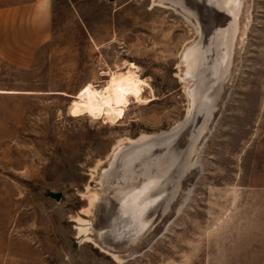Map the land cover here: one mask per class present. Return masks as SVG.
<instances>
[{
  "label": "rangeland",
  "instance_id": "rangeland-1",
  "mask_svg": "<svg viewBox=\"0 0 264 264\" xmlns=\"http://www.w3.org/2000/svg\"><path fill=\"white\" fill-rule=\"evenodd\" d=\"M164 1L52 0L44 40L0 61V264H264V0H250L236 75L163 228L126 260L80 235L99 162L187 121L183 55L201 32ZM129 71L140 92L105 115L96 92Z\"/></svg>",
  "mask_w": 264,
  "mask_h": 264
},
{
  "label": "water",
  "instance_id": "water-1",
  "mask_svg": "<svg viewBox=\"0 0 264 264\" xmlns=\"http://www.w3.org/2000/svg\"><path fill=\"white\" fill-rule=\"evenodd\" d=\"M189 1L195 6L190 14L199 26L201 34L196 44L191 46L192 48L184 50L183 56L186 63L189 53L193 52V49H196L197 52L203 44V51L196 75L191 76L187 69L183 74L184 79L192 78L194 81V86L189 91L192 103L186 123L167 134L147 137L118 147L104 167L100 180L94 183L101 191L95 220L97 223L101 221L102 225L107 226V229L100 233V240H103L105 247L111 253L120 252L122 248L130 251L122 260L129 259L143 250L156 234V232L152 234V229L158 226L165 216L168 217L172 213V206L178 199V189L188 169L191 153L198 144L202 143L204 130L208 132L214 120L222 94V84L228 73L229 63H226L225 59V62H222L220 51L215 43L219 37L220 29L217 17L218 8L214 5L208 6L209 18L213 20V23L209 25L207 23L208 15L204 10L206 7L203 8L202 2L199 0ZM169 2L175 6L180 4L179 0H169ZM232 19L233 14L229 13L226 23L231 22ZM172 139L174 142L169 148V154H165L163 157L165 162L164 179L158 182V186L164 185L163 194L158 200L149 204L148 201L153 195L150 192L147 204L130 205L126 197L127 188L136 169L142 166L144 159L150 154L162 153L164 146ZM46 196L59 201L61 193L49 191ZM97 223H95L96 226ZM142 238L146 241L145 245L140 246L136 251L137 243ZM100 240L98 239V241Z\"/></svg>",
  "mask_w": 264,
  "mask_h": 264
},
{
  "label": "bare ground",
  "instance_id": "bare-ground-1",
  "mask_svg": "<svg viewBox=\"0 0 264 264\" xmlns=\"http://www.w3.org/2000/svg\"><path fill=\"white\" fill-rule=\"evenodd\" d=\"M154 1L159 3L161 6H165L166 8L169 7L172 9V6H169L167 4L168 3L167 1L166 2L164 0H154ZM199 1L202 2L201 5L203 6V8L206 7L204 10L206 11V15H208L207 23L209 25L213 23V20L209 18L210 17L209 16L210 11H208L209 7H211V5H214L220 11V12L218 11L217 13V17L219 20V26H220L219 27L220 28L219 37H217L218 39L215 43H217L218 49L220 51L219 55H221L222 62L225 59L226 63H229V65H228L227 76L225 78L224 83L222 84V94H221V98L218 103L219 105L222 102L228 88L232 85L231 82L233 80V77H235L234 75H236L235 71H236V67L238 66V62H239L238 61L239 54L245 42L246 27L248 25V22L250 21L249 12H250V2L251 1L250 0H199ZM179 2H180L179 6L174 7L175 11L177 13L179 12L181 14L182 13L185 14V16L188 17L187 20L190 22H193L194 20L192 18L193 16L190 14L195 8L193 3L190 2L189 0H179ZM229 13L233 14V19L231 22L229 21L226 23V19ZM193 26L197 27L196 23H194ZM202 46L199 47V51L196 52L195 51L196 49H193V52L189 53L190 55L188 57L187 67L190 70L189 74L191 76L196 75L197 67H199L198 63H200L199 60H200V56L203 51ZM121 87L122 88L124 87L123 90H121ZM132 92L135 94H138L140 92V86L137 82L134 81V76L129 71L126 75L114 76L107 90H105L104 92L97 91L96 96L104 107V110H103L104 114L107 116L113 117V118L115 117L118 118L123 115V106L127 102V96L129 94H132ZM218 109L219 108H217V110ZM203 134L204 136L202 137V142L204 141V138L207 135V130L206 132L204 130ZM145 137L146 136H143L141 139H144ZM176 137L174 138V140L176 139ZM174 140L172 139L170 142H168V144H166L167 146L166 145L164 146L163 148L164 151L162 153L156 154V155L150 154V156L146 157L144 159V163L142 164V166L136 169V172L134 173V176H132V178L130 179V182L127 188L126 197L130 205H134L137 203L139 204L146 203L148 200V193L150 192H152L153 195L151 196V199L148 201L149 204L151 202H154L155 200H158L159 197L163 194L164 185L158 186V182L164 179L163 167L165 166V162H164L163 157L165 156V154H169V148L171 147V144L174 142ZM130 142H132V140L130 139L121 140L119 144L114 147L112 153L108 156L106 161L99 162V164L95 168V174H93L94 182H97L98 180H100V177L102 176V171L104 167L106 166L107 162L109 161V159L111 158L114 151L118 147H121ZM200 146H201V143L198 144L191 153L189 166L186 171L185 178L182 180L181 187L179 188L180 191L178 192V199L175 202V204L172 206V211L174 208L177 207L178 201L181 202L183 200V199L182 200L180 199L183 198V196L186 194L187 192L186 188L190 184L191 182L190 180L193 179L192 178L193 172L196 171V170H193V168L195 167L194 164H195L196 156H199L197 155V153H198V149L201 148ZM89 191L91 193L90 207L87 210L83 211V213L88 215L89 220H86V219L84 220L82 218L79 219L82 225L79 228L80 235H82L83 238H85L87 242L93 243L96 247L101 248L104 252L113 254L116 259L122 260L126 255L129 254L130 251L128 252L127 249L122 248L120 252L111 253L110 251H108L109 249L105 247L104 243L102 242L103 240L102 241L100 240L101 238L100 233L107 229V226L105 224L102 225L101 221H98L97 223V221L95 220L97 216L96 215L97 204L100 202V199H101V193H100L101 191L97 188V186H95L94 188L89 187ZM168 217L167 216L164 217L162 219V222L158 224V226L154 227V229L158 231L163 226L164 224L163 222H165L168 219ZM95 223H97V226ZM98 239L101 241V243L100 241H98ZM138 246H140V244L137 245L136 247Z\"/></svg>",
  "mask_w": 264,
  "mask_h": 264
},
{
  "label": "crops",
  "instance_id": "crops-1",
  "mask_svg": "<svg viewBox=\"0 0 264 264\" xmlns=\"http://www.w3.org/2000/svg\"><path fill=\"white\" fill-rule=\"evenodd\" d=\"M51 10L52 0H0V61L19 63L22 51L34 50L44 40L38 26L50 25Z\"/></svg>",
  "mask_w": 264,
  "mask_h": 264
}]
</instances>
